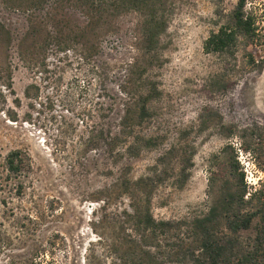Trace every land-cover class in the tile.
Returning <instances> with one entry per match:
<instances>
[{"label":"rangeland","instance_id":"1","mask_svg":"<svg viewBox=\"0 0 264 264\" xmlns=\"http://www.w3.org/2000/svg\"><path fill=\"white\" fill-rule=\"evenodd\" d=\"M136 2L0 0V264H198L187 223L231 161L264 191V0L221 55L204 43L238 0ZM216 232L236 262L264 224Z\"/></svg>","mask_w":264,"mask_h":264},{"label":"trees","instance_id":"2","mask_svg":"<svg viewBox=\"0 0 264 264\" xmlns=\"http://www.w3.org/2000/svg\"><path fill=\"white\" fill-rule=\"evenodd\" d=\"M148 1V0H146ZM130 4H137L136 0H130ZM134 5V7H135ZM247 0H238L232 11L230 22L219 27L217 32L210 34L204 43V51L208 54H227L232 50L240 38H252L255 33L254 11H246ZM155 22L147 23L148 39L151 41L158 35L153 29L156 28ZM230 164L229 172L226 176L228 186L220 187L219 196L212 198L207 212L202 217L196 216L189 220L188 227L195 236L198 237L199 252L201 261L198 264H264V237L260 241L256 239L252 252L240 256L238 261H232L230 251L233 243L229 236H218L216 226L223 225L225 230L233 235L249 230L255 219L264 224V191L259 192V197L255 200L253 194L247 196V184L244 174L239 172V167L233 159ZM24 169H29V158L24 156L21 151L14 150L5 157V170L8 175L17 177ZM215 183L211 178V186ZM224 183V184H225ZM20 193V189L17 191ZM256 201L255 210H245V206L251 205ZM146 221L151 223L152 218L148 211H145ZM264 235V232H260ZM260 253V254H259Z\"/></svg>","mask_w":264,"mask_h":264}]
</instances>
